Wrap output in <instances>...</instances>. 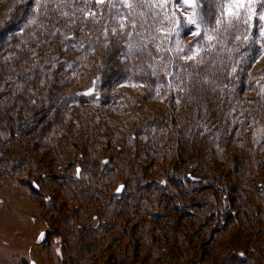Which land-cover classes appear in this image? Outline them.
I'll use <instances>...</instances> for the list:
<instances>
[{
    "label": "rangeland",
    "instance_id": "obj_1",
    "mask_svg": "<svg viewBox=\"0 0 264 264\" xmlns=\"http://www.w3.org/2000/svg\"><path fill=\"white\" fill-rule=\"evenodd\" d=\"M128 2L136 4L137 0ZM196 2L197 11L203 15L200 0ZM216 2L217 10L208 24V35L213 37L209 41L203 28L199 29L201 39L191 34L195 26L176 23L183 22L185 15L173 8L172 0L164 10L129 8L122 0H104L102 4L97 0H0V30L17 20L3 36L8 39L17 34L15 43L7 46V53H0V264H75L79 259L87 264H108L109 256L115 259L112 264H220V258L236 255L246 264H264V190L257 193L237 171L244 170L254 183L264 181V166L253 164L257 156L264 165V20L260 19L264 0H253L250 8L248 0H243L240 16L251 19L227 30L226 23H215L220 3L227 0ZM52 11L64 19L65 32L59 27L63 22L54 19ZM90 11L95 15H89ZM92 22L97 23L95 33L86 30ZM120 22L129 28L125 36L117 32L124 31ZM114 35H119L124 55L132 62L126 60L124 78L106 89L104 65L114 43L109 37ZM99 45L105 50L97 51ZM150 47L152 51H140ZM188 55L194 59H186ZM141 68L155 84L150 81L152 86L145 87L125 77ZM28 70L39 77L41 91L37 82H29L31 94L22 93L24 77L30 76ZM47 73L48 80L44 79ZM54 82L66 88L46 91L45 85ZM248 82L254 83L260 94L263 106L258 112L250 111L244 103L246 95L251 96ZM101 91L108 104L103 105ZM62 102L69 104L66 110L60 108ZM244 116L250 118L247 121L254 132H249L248 125L241 126ZM158 122L163 128H157ZM64 137L72 139L74 146L66 139L58 142ZM146 138L151 139V145L147 146L150 142ZM82 139L88 143L85 152L78 146ZM118 148L122 150L116 154ZM181 148L184 155L179 154ZM66 151L69 154H64ZM194 157L202 159V166H197L200 171L191 167L196 165ZM238 158L244 162L233 172ZM108 159L111 162L106 163ZM65 164H74L73 169L65 171ZM146 168L150 171H144ZM127 169L132 170L129 176ZM171 170L194 184L204 179L200 180L202 186L218 179L227 191L205 188L191 198L179 197L188 203L186 212L196 213L193 221L171 212V198L165 191H143L145 180V184L154 180L164 187L162 175ZM62 181L69 188L67 192ZM119 184L124 187L116 194ZM105 192L114 197L111 199L126 197L128 208L112 210ZM224 196L232 205L226 206L231 220L226 219L223 209ZM144 200L156 204L153 211L166 214L153 226L163 237L162 241L155 238L160 244L154 249L153 238L146 240L150 247L140 235L129 241L122 227L125 218L132 233L143 219L139 209L144 207ZM96 202L105 204V209ZM178 202L174 201V208ZM81 204L84 222L76 220L73 228L62 227L68 225L63 221L69 216L67 211ZM92 207L93 211L86 209ZM256 211H263V215L256 217ZM128 212L135 213L136 221L125 216ZM94 214L101 221H109L98 227L104 229L96 235ZM109 225L112 231L106 227ZM42 233L46 237L37 242ZM170 239L193 246L199 257L195 260L187 250L171 256L164 250L171 246ZM62 247L66 250L60 255ZM111 247L108 255L106 250ZM145 248L147 252L142 251ZM124 255L128 262L119 261ZM134 256L140 257L134 260Z\"/></svg>",
    "mask_w": 264,
    "mask_h": 264
},
{
    "label": "trees",
    "instance_id": "obj_2",
    "mask_svg": "<svg viewBox=\"0 0 264 264\" xmlns=\"http://www.w3.org/2000/svg\"><path fill=\"white\" fill-rule=\"evenodd\" d=\"M216 1L217 0H200V3L202 5V13H203V16L205 18V21H206L207 25L210 23V15L214 11L217 10V3H219V2H216ZM57 12L52 11L53 17H54V19L55 18H58L59 19V22H61V23L63 22L62 23L63 25H59V24L58 25L60 27V30L62 32H65L66 23H65L64 19ZM60 17H61V19H60ZM16 21L17 20H12L11 22L8 23L7 26H4L0 30V53H2V52L3 53H7L6 51H9L7 49V46L10 45V44H11L10 46H12V43H15V39L17 38L15 36H17V34L11 35L10 38H8V39L3 38V36H4V33L9 32L11 30V28L16 23ZM27 29H30V28H27ZM96 29H97V23L94 22L93 25H89L88 24L86 30L89 33H95L96 32ZM128 30H129V28H128L127 23H126L125 24V27H124V31L118 30L117 32L122 33V35L125 36L127 34ZM25 31H26V27L23 29L22 32L24 33ZM1 38H3V39H1ZM115 38H117V39H115ZM109 40H111V41L114 40V43L112 44V46L109 49V51H107V53H106L107 54V57L109 59V60H107L105 62V65H104V69L107 71L106 72V77H105V80H104L105 81V84L104 85L107 86L106 89H109V88H111V86L119 83L118 81H116L117 79L124 78L123 74H125V72L128 70V68L126 69V67H125L126 66V63L125 62H126L127 59L131 61L130 58H126L125 55H124V53H126L125 52V46H123V45L120 44V43H123V41L119 38V35L110 36L109 37ZM96 49H97V51H99V50H101V51L102 50H105L101 45L97 46ZM10 50H12V49H10ZM140 51H152V47L146 48V49H143V50H140ZM239 51H243V50L240 49ZM91 59H92V57H91ZM235 62L237 64L238 60L235 59L234 60V63ZM121 66H123L125 68L124 71H122V67ZM42 71L44 73L45 70H42ZM28 72H29L30 76L29 75H26L24 77L26 83L23 86V89L24 90L22 91V93L25 94V92H26L27 94L28 93L31 94L32 87H31V85H29V82H37V86H38L37 87V90H40L41 91L39 77L37 76V74H32L31 73V70H28ZM2 74L1 75L4 77V79H3V83H4L5 76H6V69H5V71H3ZM125 77H127L128 80L135 81V82H138V83H142L145 87L152 86L151 83H150V81H153V80L151 79V77L149 76V74H147L145 71H143V68H141V70H136L134 73H132V75H131V72L129 71L128 74H127V76H125ZM111 78H113L114 80H111ZM44 79L48 80V73L45 75ZM153 82H154V84L156 83L155 82V79H154ZM232 82H234V81H231L229 83V86H232L233 85ZM55 84L56 83L54 82L53 85H49V86H46L45 85V90L46 91H50V92L53 91V90L54 91H62V90H64L66 88V86H56ZM247 84H248L247 91L251 92V96H247L246 95V100L244 101V103H246L247 105H249L247 107V109H249L250 111L258 112V111H260L262 109V106H263L262 105V101H260V98H259L260 94L258 92V89H256V90L254 89V85H255L254 83L248 82ZM257 88H258V86H257ZM24 94H22V95H24ZM248 94H250V93H248ZM100 95L102 96L103 105H105L106 102L108 104V101H107V99H105V96H104V94H103L102 91H101ZM235 100H237V99H235ZM246 101H248L249 103H247ZM67 105H69V104H67L65 102H62V105H61L62 107H60V108L62 110H64V109L66 110V106ZM81 105H83V104H81ZM254 105H256L255 108H254ZM249 110L247 112H249ZM243 118H244V122L241 123V126L242 127H244L245 125H248L249 126L251 123H250V121H247V119L250 120V118L249 117H245V116ZM258 123H259L260 126H262V123L261 122H258ZM160 127L163 128L162 124H159V122H158L157 123V128H160ZM249 127H250V131L249 132L250 133H252V131L254 132L253 127H251V126H249ZM65 139H66L67 142H71L70 144L72 146H74V143H73L72 139L69 140V139H67L65 137L64 138H60L58 140V142H61V141L65 140ZM155 139L157 140V138H155ZM147 140L150 142V144H147V146L148 145H151V142H152L151 139L148 138ZM194 141H192V142L193 143H196L197 139H195ZM81 142H83V143H78V146L80 148H81V146H82V148L84 147L85 148L84 152H85L88 149V147H87V144L88 143H87V141H83V139L81 140ZM185 145H183V146H185ZM64 149H66V148L64 147ZM251 149L253 150V148H251ZM121 150H122V148L116 149V154H117V152H120ZM64 154H69V153H68V151H66V152H64ZM179 154L180 155H184L185 154V150L181 148V150L179 151ZM253 154L255 155L254 151H253ZM196 155H198V154H196ZM254 157L256 158V163H253V164L254 165H257L256 167H258V166L263 167L264 165L259 161L258 157L257 156H254ZM81 159H82L81 164L84 166L83 156H82ZM240 159L241 158H238L237 161L234 162L233 172L235 171V169H234L235 166L238 167V165L240 166L241 164H243L244 161L242 162V160H240ZM193 160H195L196 165L195 164H192L191 165L192 168H197V166L198 167H201L202 166V163H201L202 159H200L198 157H194ZM109 161H110V159H108V162ZM253 164L251 165V167L254 166ZM147 165L149 166V164H147ZM73 166H74V164H72V165L71 164H65V171L66 170L73 169ZM120 171L121 170L118 169V173ZM131 171L132 170H128L127 169L125 172L129 176L130 173H131ZM144 171L147 172V171H150V169H147L146 168V169H144ZM197 171H200V169L197 168ZM237 171L239 172L241 178H245V181L244 182L247 181V182L252 183L251 185H254V188L253 189L257 193L260 192V191L262 192L264 190V181L257 180L254 183L255 179L251 175H249V176L245 175V172H243L244 170H237ZM162 176H163L164 182H165V186L164 187H160V183H155L154 180H151V181L148 180L147 181V184H145L146 183L145 182L146 180H145L144 183L142 181L143 191L145 193L155 192V193H158V194H161L163 191H165V193H168L169 194V196H167V198H171V209H170L171 212H173L175 214H178V215L186 216V218H190L193 221H195L196 218H197V216H195L196 213L195 212L189 213L188 211L186 212L187 207L185 206V204H188V203H184L183 201H181V198L179 199V197L191 198V197L194 196L193 193H195V192L199 193L201 190H203L205 188H211V189H213V191L224 192V193H225V191H227L226 186H223V184L218 179L210 180L209 183L206 186H202V182L201 181H203L204 179H200L201 180L200 182L194 184V183L190 182L189 180H187L186 178L180 177V175H177V173L176 172H173L172 170L169 173H164ZM246 177H248L249 179H246ZM68 180H69V178H68ZM70 181L72 182V180H70ZM61 184L62 185H65L66 182L62 181ZM65 192H67V191L65 190ZM102 193H104V192L102 191ZM262 194L264 195V191L262 192ZM106 196L107 197H110V199H111V197H113V196H110L108 193H106ZM125 198H122L120 200L111 199V203L110 204H112L111 205L112 210H114L113 207L120 208V209H125V208L127 209L128 208L127 206H129V205H128L127 202H125V200H124ZM226 198L227 197L224 196V199H226ZM91 199H93V198H91ZM178 199H179L180 203L178 202ZM174 201H177L178 202L177 203V206H175V208L173 206L174 205ZM260 201H262V198L261 197H260ZM141 204H143L144 207L142 209H139V210L140 211L142 210L141 212H143V214H144L143 215V214L140 213L142 215L143 219L140 220L139 223H137V225L134 227V229H133V231L131 233V229L129 228L130 225H129V223H127L126 221H124L125 220V218H124V220L122 221V222H124L123 223L124 226H122V227L125 230H123V231H124L125 234L127 233V236H125V237L129 241H132V238L134 236H138V235H140L142 237V239L146 238L145 241L148 240V239H150V238H153L154 241H155V243H154V241L152 239V241H153V246H152L153 248L152 249H154V245H157L158 246V244H160L157 240L162 241L163 237H162L161 231H159L158 233H156V231L154 230L153 226H154V224H157V223L160 224L165 219L166 214L159 213V212L156 211V209L153 211V209L155 208V205L156 204H154V202L151 201V200H149V201L148 200H144V201H142ZM163 204L164 203H159V206H162ZM229 206H232V205L229 204ZM105 207H106L105 204H102L99 208L102 210V209H105ZM242 208H243V210H245V206H242ZM86 209H88V211H90V210L93 211L94 208L92 207V208H86ZM82 211H84V208H83V205L82 204H81V206H78L75 210H69V211H67V213H69V216L65 217L63 219V221L65 223H67L68 225H62V227H67L68 228V226H69L70 228H73V226H75L74 224L76 223V220H79L81 222H84L83 220H81V218H79V217H82V215L80 213ZM117 212H119V211L117 210ZM256 212H257V213H255V216L256 217H261L263 215L262 213H258L259 211H256ZM127 215L129 216V219H133L132 221H136L135 219H137V217H136L135 213L128 212L125 216H127ZM92 218L94 220H97L98 221L97 222L98 223L97 227H99L100 225H106L109 222L108 220H102L101 221V219H99V216L97 214H94V216ZM148 218L152 222L149 220L148 221L149 223H148L147 222V219ZM208 218H210V216ZM231 218H232V215H227L226 216V219L231 220ZM120 219H122V217ZM261 220L264 222V218L261 219ZM143 224H145V225L142 226ZM106 227H108L110 231L113 230L112 225H109V226H106ZM148 227L151 228L152 230L149 229ZM77 228H78V226H77ZM77 228H75V229H77ZM101 228L104 229V227H101ZM101 228H99V229L101 230ZM147 229H149V230L147 231ZM202 229H203V227H202ZM93 231H94L93 232L94 235L98 234V232H99V230H97V229H94ZM195 232L196 231L193 230V232H192V235L193 236H194ZM148 233H151V234L155 235V237H150V235ZM111 236L113 237V232H112V235ZM158 237H160L161 239H158ZM243 237H244L243 235H240L239 238L241 240H243ZM189 239L190 238H188V240ZM146 242L149 244V247H150L151 246V243L149 241H146ZM171 242H169V244H171L170 247H168L167 245H166V247H164V250H169L171 252V256H180L181 255V250H183L184 252L187 250V253L188 254H191V256L193 258H195V260L199 257V253L195 251V249L193 248V246H191L189 244H186V245L183 244L182 245L181 243L175 242L174 240H171ZM120 244H121V242H120ZM95 249H97L98 252L100 251V247L99 246H97ZM147 249L148 248H145L142 251L143 252H147ZM109 250L107 251V254L108 255H111V254H109ZM117 251H119V250H117ZM218 253L220 254V250L218 251ZM126 254H127V251H126ZM140 256H141V254H140ZM140 256H134V260L137 259ZM146 256L147 255H145V258H146ZM153 256L151 255V257H153ZM109 257L111 258L112 256H109ZM141 257L143 258V256H141ZM241 259H243V260H241ZM241 259L238 256H234L232 258H230V257L227 256L226 258H220L219 263L220 264H246L245 259L244 258H241ZM210 263L211 264H214L213 262H210Z\"/></svg>",
    "mask_w": 264,
    "mask_h": 264
},
{
    "label": "snow or ice",
    "instance_id": "obj_3",
    "mask_svg": "<svg viewBox=\"0 0 264 264\" xmlns=\"http://www.w3.org/2000/svg\"><path fill=\"white\" fill-rule=\"evenodd\" d=\"M122 2L129 8L133 7H147L149 9L152 8H159L164 10L166 8V5L168 3V0H162L161 3H153V0H147L146 3H141L139 0H137L136 4L129 3L128 0H122ZM97 3H104V0H97ZM253 3V0H248V6L251 7V4ZM112 8H115L116 5L112 4L110 5ZM172 6L173 8H178L183 12L185 15V20L183 22L177 20L176 23L179 25L180 23H183L185 26L193 25L195 28L192 30L191 34L203 38L201 36V33L199 31L200 28H203L204 35H208V25L205 21V18L203 15L200 14L199 11H197L199 5L197 4L196 0H172ZM243 6V0H227V3H220V16H218L215 19L216 25H224L226 23V29L233 28L235 24L239 23H246L247 20L251 19V16H247L242 18L240 16L239 9ZM153 15H159V12L152 13ZM89 15L94 16V12H89ZM114 15H119V13H114ZM143 15V13H141ZM173 16H175V12L172 13ZM252 15H255V12L253 10ZM261 20H264V15L260 16ZM120 28L123 29L125 27L123 22H120ZM132 27H135V24L132 25ZM115 33V29L113 30ZM213 31H216L215 28H213ZM261 36L264 37V28L261 29ZM247 38V37H245ZM209 41L213 39L211 35H208ZM197 43H199V39L197 40ZM188 60L194 59L193 56L188 55L185 57Z\"/></svg>",
    "mask_w": 264,
    "mask_h": 264
},
{
    "label": "bare ground",
    "instance_id": "obj_4",
    "mask_svg": "<svg viewBox=\"0 0 264 264\" xmlns=\"http://www.w3.org/2000/svg\"><path fill=\"white\" fill-rule=\"evenodd\" d=\"M108 162V160L106 161V163ZM194 179V178H193ZM195 180V179H194ZM32 184V183H31ZM31 184H30V186H31ZM119 185H122L123 187H124V185L123 184H119ZM118 185V186H119ZM29 185L27 186V188H28V190H30L33 194L35 193L32 189H31V187H30ZM117 185L115 186V190H114V192L116 191V187H118ZM63 190H69V188H66V185H64V188H63ZM217 192V191H216ZM89 197V196H88ZM90 198V197H89ZM89 201L91 202V200L89 199ZM95 202H93V199H92V204H94ZM97 204H99L98 202H96ZM227 204H228V206H229V204H230V201L226 198L225 199V201H224V204H223V209H224V212H225V214H226V216L228 215V213H227V211H226V206H227ZM260 205H261V203H260ZM101 206V204H99V207ZM262 214H263V211L261 212ZM108 214V213H107ZM219 213L217 212V215H218ZM79 218H82V217H79ZM95 225H96V222H95ZM98 225V224H97ZM97 225H96V228L95 229H97V230H100L98 227H97ZM40 236H42V238H45L46 237V234H41ZM96 237V236H95ZM99 246H100V244H99ZM62 249H65L66 250V248H64V247H62V248H60V250H59V253H60V255L61 254H63V252L62 251H65V250H62ZM111 250H113V247H111L110 248V250L109 251H111ZM95 251L98 253V250L97 249H95ZM107 251L108 250H106V253H107ZM113 252H118L117 250L116 251H113ZM105 253V252H104ZM236 256H238L239 258H240V255H236ZM119 257H121V256H119ZM124 259H120L119 261H125V262H128V259H127V257L124 255V257H123ZM109 260V261H108ZM115 259H112V258H108L107 259V261H108V264H112V261H114ZM67 261V260H66ZM32 263L33 264H35V262H33L32 261ZM75 264H87V263H85V262H83L82 261V259H79V260H77L76 262H75Z\"/></svg>",
    "mask_w": 264,
    "mask_h": 264
},
{
    "label": "water",
    "instance_id": "obj_5",
    "mask_svg": "<svg viewBox=\"0 0 264 264\" xmlns=\"http://www.w3.org/2000/svg\"><path fill=\"white\" fill-rule=\"evenodd\" d=\"M195 181H200V179H198V180H195ZM122 188H123V186L122 185H119L118 187H117V189H116V191H115V193L116 194H119V193H121V191H122ZM42 234H45V233H42ZM43 240H42V236H40L39 238H38V241L37 242H42ZM33 264V263H32Z\"/></svg>",
    "mask_w": 264,
    "mask_h": 264
},
{
    "label": "built area",
    "instance_id": "obj_6",
    "mask_svg": "<svg viewBox=\"0 0 264 264\" xmlns=\"http://www.w3.org/2000/svg\"><path fill=\"white\" fill-rule=\"evenodd\" d=\"M200 182V181H199Z\"/></svg>",
    "mask_w": 264,
    "mask_h": 264
}]
</instances>
